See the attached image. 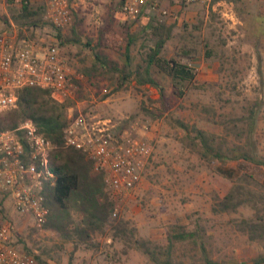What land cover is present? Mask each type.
Instances as JSON below:
<instances>
[{
  "label": "rangeland",
  "instance_id": "1",
  "mask_svg": "<svg viewBox=\"0 0 264 264\" xmlns=\"http://www.w3.org/2000/svg\"><path fill=\"white\" fill-rule=\"evenodd\" d=\"M68 1L72 22L61 34L62 38L66 36L71 40L66 44L62 41V45L74 74L80 75L75 78L78 88L74 98L68 99L74 101L71 106L77 104L111 116L119 128L134 125L141 136L146 132L142 125L150 123L149 127H153L156 137L150 141L154 149L153 157L156 148H162L158 153L160 156L152 158L151 167L143 176L157 185V191L151 188L145 192L138 190L121 198L109 189L104 180L105 191L114 199L111 221L122 217L138 226V223L144 224L169 213L171 216L166 221L171 222L167 227L182 224L188 230H197V242L202 241L209 256L215 260L247 264L251 258L264 253L263 242L250 240L246 233L235 226L240 218L254 216L250 206L244 205L235 212L218 214L213 213L211 207L208 209L207 205L196 206V203H212L213 195H224L231 186L230 180L217 175L214 179L218 185L217 191H210L200 198L195 191L198 184L195 182L192 185L194 178L188 173L191 170V174L198 177L202 169L210 172L216 165L232 167L237 173L250 174V188L264 192V168L244 160L216 161L209 165L190 149L185 131L175 122L180 119L194 124L207 132L225 137L232 144L233 134H226L224 127L236 124L245 127V120L238 121V118L247 117L252 108L255 120L253 140L257 153L264 155V0H210L192 4H185L184 0H172L178 5L176 8L166 5V10L172 13L150 12L172 26L171 37L166 41L162 55L194 64L196 70L195 86L188 82L182 84L181 89L185 91L182 98L173 94L172 81L166 73L152 70L165 89V100L159 99L156 88L140 83L137 77L136 65L142 64V57L155 40L149 31L142 30L148 21L138 22L139 18L124 21L118 15L114 16L113 9L122 0ZM152 1L157 0H147V3L150 5ZM29 2L35 8L41 7L43 19L49 21L44 13L46 0ZM19 7L20 3L15 0H0V29L11 28L18 37L32 39L45 38L57 30L52 25H20V21L13 19ZM128 32L135 35V41L129 47L131 64L128 71L133 72L121 86L116 85V74L109 70H98L92 77L84 74L83 69L94 60V51L103 52L122 67V53L127 44ZM75 35L79 40H73ZM101 87L109 90L105 100V96L99 93ZM142 103L147 105L152 114L140 109ZM16 108L17 105L0 114L2 124L27 120L24 115L14 112ZM164 153L168 154L162 156ZM181 159L188 161L186 168ZM186 169L188 176H184ZM185 203H193V208L186 207ZM259 207L264 216V201L259 202ZM1 209L0 216L11 223L17 233L18 243L29 253L39 255L46 264H155L139 250H124L123 243L112 238L110 227L93 234L89 242L83 243L74 236L64 238L49 228L43 231L32 228L29 220L22 219L10 210L9 201L3 203ZM74 219L78 222L76 215ZM154 242L165 245L166 238ZM197 244L191 241L176 243L172 258L199 264L201 249Z\"/></svg>",
  "mask_w": 264,
  "mask_h": 264
},
{
  "label": "trees",
  "instance_id": "2",
  "mask_svg": "<svg viewBox=\"0 0 264 264\" xmlns=\"http://www.w3.org/2000/svg\"><path fill=\"white\" fill-rule=\"evenodd\" d=\"M19 3L18 14L13 15V19L16 22L20 21V25L33 27L52 25L43 19L41 7H33L29 0H20ZM142 30L149 31L155 40L142 57V64L136 65L138 81L156 88L159 99L165 100V89L160 79L151 71L164 72L171 78L173 94L182 98L185 95V91L181 89L182 84L188 82L195 86L196 70L175 57L166 58L162 55L163 47L171 37L172 26L151 16ZM134 37L135 35L130 32L127 33V44L122 53L124 60L122 67L103 52L94 51V60L89 67L83 69L84 74L92 77L98 70H109L116 74V85L121 86L133 72L130 69L128 71V68L131 64L129 47L135 41ZM70 40L71 38L65 36L63 44ZM73 40L79 39L75 35ZM48 96H50L48 92L43 89L22 88L18 91L17 108L14 110L24 115L26 119H31L38 131L54 145L49 155V165L55 174V180L53 183H46L42 189L45 204L48 207L44 226L46 229L55 230L64 238L74 236L80 242L87 243L92 239L93 234L103 232L110 227L112 238L119 239L125 247L124 250H139L155 264H198L184 263L172 258V249L176 243L191 241L193 244L198 243L201 249L199 264H229L226 261L211 258L203 242L199 240L197 242L198 231L188 230L182 224L171 225L166 231V244L161 245L150 239L139 237L136 226L129 219L121 217L111 221L114 199L104 189V172L95 171L92 160L84 152L66 146L64 143L63 128L67 123L66 109L73 105L74 101L57 102ZM140 109L147 114H152L144 103L141 104ZM244 120L245 127H239L237 124L224 127L226 134H233L232 144H229L225 137L207 132L194 124L185 123L180 119H176L175 122L185 131L190 149L197 152L200 159L206 160L209 165L216 161L244 160L264 168V155L257 153L253 140L255 120L252 108L247 117L238 118V121ZM18 125L17 121L4 125L0 119V129L15 128ZM191 134H193L192 137H190ZM213 169L217 174L229 179L231 186L224 195H213L211 211L215 214L235 212L240 206H250L254 210V216L240 218L235 222L236 229L246 233L250 240L264 243V216L260 213L259 207V202L264 201V192H256L250 188L252 177L246 172L237 173L232 167L222 165H216ZM0 206H2L1 198ZM74 215L78 217V222L75 221ZM35 258L41 264H46L39 255H35ZM247 264H264V253L251 258Z\"/></svg>",
  "mask_w": 264,
  "mask_h": 264
},
{
  "label": "built area",
  "instance_id": "3",
  "mask_svg": "<svg viewBox=\"0 0 264 264\" xmlns=\"http://www.w3.org/2000/svg\"><path fill=\"white\" fill-rule=\"evenodd\" d=\"M209 1L184 0V3ZM70 6L68 0H46L45 17L57 30L45 38L18 37L11 28L0 29V114L17 105L18 91L22 88L43 89L57 102L74 98L78 88L75 78L80 75L74 74L65 56L61 35L72 22ZM145 7L155 8L156 3L123 0L118 12L122 20L133 21L140 17ZM162 13L168 14L166 10ZM99 93L105 100L109 90L101 87ZM66 110L65 145L84 152L92 160L94 170L104 172V180L116 196L123 198L136 192L151 167L154 149L150 140L144 139L134 125L119 128L113 117L90 108L76 104ZM149 126L150 123L145 122L143 130L148 131ZM53 147L31 119L15 128L0 129L2 204L9 201L10 210L29 220L32 228L38 231L46 230L48 215L42 189L46 183L55 180L49 165ZM0 264H40L34 254L18 243L17 233L2 216Z\"/></svg>",
  "mask_w": 264,
  "mask_h": 264
},
{
  "label": "crops",
  "instance_id": "4",
  "mask_svg": "<svg viewBox=\"0 0 264 264\" xmlns=\"http://www.w3.org/2000/svg\"><path fill=\"white\" fill-rule=\"evenodd\" d=\"M122 1H120V5L122 4ZM152 3H156V7L155 8H150V7L149 8L148 7L143 8L144 9L143 14L140 16L138 22H143L145 20V23H146V21H148L149 17L155 16L154 13H150V12H160L161 11V13H162L163 10H166L167 4L173 8H176L178 6L177 4L173 3L172 0H170V3H168V0H157V1H152ZM120 5L117 6L116 9H113L114 16L116 14L119 16V18L121 17L120 13L118 12ZM159 8H161V9H159ZM166 11L168 12V14L172 13L171 11H168V10H166ZM164 46H166V45H164ZM188 65L195 69L194 64L190 63ZM147 85H149V84H147ZM143 137H144V139L154 141L156 137H155V131H154L153 127L151 129H149L148 131H146L144 133ZM156 150H157V152H156ZM156 150H155V155H154L153 159L160 156L158 153L162 151V148H160V149L156 148ZM186 150H187V148H185V151ZM167 154L168 153H164V154H162V156H165ZM175 157L178 158L177 156H175ZM181 162H184V167L186 168L188 161L185 159H181ZM187 170L188 169H186L184 176H188V173H189V175H191L194 178V180H193L194 182H192V185L195 182H196V184H198V187L195 189V191L198 193V195H200L198 197L201 198L202 197L201 195H204L206 193L209 194L210 191H212V193L217 191L216 189H218V185L216 184V181L214 179H216L217 175H219V174H217L215 172V170H211L210 172H208V170L202 169L201 172L199 173L198 177L193 176L191 174L192 173L191 170H188V173H187ZM219 177H221V175H219ZM149 188L157 191L158 187H157V185L148 181L146 178H143L141 183H140V186L136 190V193L138 190L140 192L141 191L145 192ZM160 192L163 195L162 189ZM192 204L193 203H185V206L192 209L193 208ZM211 204L212 203L210 201V203H208V202L207 203H196V206L207 205V208L210 209ZM170 216L171 215L168 213V215H161V216H157L156 218L150 219L149 221H146L144 224L138 223L139 224L138 226L134 224L137 227L138 235L141 236L142 238L151 239L152 241L160 240V239L164 240V238H166L165 235H166V231L168 228L167 224H169V222H171V221H166V220L169 219ZM130 221L132 223V220H130Z\"/></svg>",
  "mask_w": 264,
  "mask_h": 264
}]
</instances>
